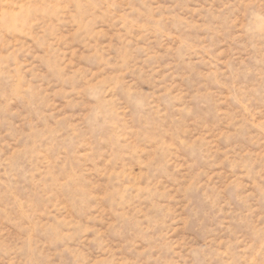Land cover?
I'll list each match as a JSON object with an SVG mask.
<instances>
[{
  "label": "rangeland",
  "instance_id": "374dc122",
  "mask_svg": "<svg viewBox=\"0 0 264 264\" xmlns=\"http://www.w3.org/2000/svg\"><path fill=\"white\" fill-rule=\"evenodd\" d=\"M0 264H264V0H0Z\"/></svg>",
  "mask_w": 264,
  "mask_h": 264
}]
</instances>
